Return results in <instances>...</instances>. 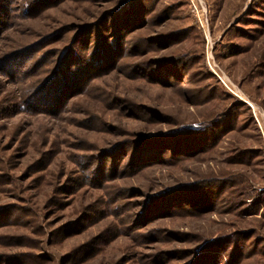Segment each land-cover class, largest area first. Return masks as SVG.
Returning a JSON list of instances; mask_svg holds the SVG:
<instances>
[{"label":"rangeland","instance_id":"rangeland-1","mask_svg":"<svg viewBox=\"0 0 264 264\" xmlns=\"http://www.w3.org/2000/svg\"><path fill=\"white\" fill-rule=\"evenodd\" d=\"M0 264H264V0H0Z\"/></svg>","mask_w":264,"mask_h":264}]
</instances>
